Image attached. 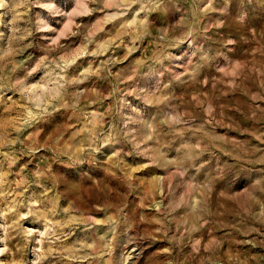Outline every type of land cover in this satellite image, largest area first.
I'll return each mask as SVG.
<instances>
[{"label": "clouds", "instance_id": "clouds-1", "mask_svg": "<svg viewBox=\"0 0 264 264\" xmlns=\"http://www.w3.org/2000/svg\"><path fill=\"white\" fill-rule=\"evenodd\" d=\"M0 264H264V0H0Z\"/></svg>", "mask_w": 264, "mask_h": 264}]
</instances>
